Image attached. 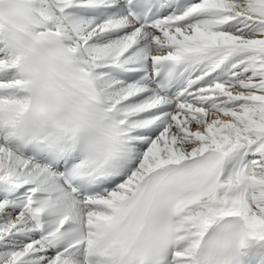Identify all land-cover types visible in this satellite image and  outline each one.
Here are the masks:
<instances>
[{
    "label": "snow or ice",
    "instance_id": "1",
    "mask_svg": "<svg viewBox=\"0 0 264 264\" xmlns=\"http://www.w3.org/2000/svg\"><path fill=\"white\" fill-rule=\"evenodd\" d=\"M0 264H264V0H0Z\"/></svg>",
    "mask_w": 264,
    "mask_h": 264
}]
</instances>
